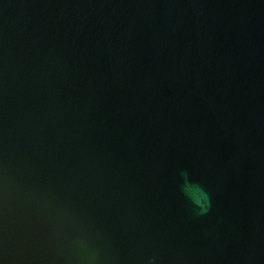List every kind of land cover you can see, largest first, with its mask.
Instances as JSON below:
<instances>
[{
    "label": "water",
    "instance_id": "95a60500",
    "mask_svg": "<svg viewBox=\"0 0 264 264\" xmlns=\"http://www.w3.org/2000/svg\"><path fill=\"white\" fill-rule=\"evenodd\" d=\"M0 264H264V0H0Z\"/></svg>",
    "mask_w": 264,
    "mask_h": 264
}]
</instances>
